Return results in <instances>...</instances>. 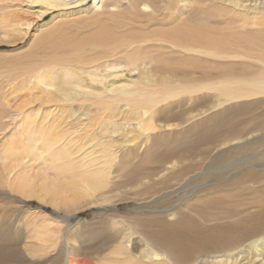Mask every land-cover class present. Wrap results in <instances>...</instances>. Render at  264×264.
I'll return each instance as SVG.
<instances>
[{"label": "bare ground", "instance_id": "bare-ground-1", "mask_svg": "<svg viewBox=\"0 0 264 264\" xmlns=\"http://www.w3.org/2000/svg\"><path fill=\"white\" fill-rule=\"evenodd\" d=\"M89 2L0 0L1 44L54 14L19 49L30 93L0 98V190L137 214L62 248L0 204V264H264V0Z\"/></svg>", "mask_w": 264, "mask_h": 264}, {"label": "rangeland", "instance_id": "rangeland-1", "mask_svg": "<svg viewBox=\"0 0 264 264\" xmlns=\"http://www.w3.org/2000/svg\"><path fill=\"white\" fill-rule=\"evenodd\" d=\"M94 1L95 0H90L89 4L83 6L84 8L83 10H88L89 8H93L92 6L94 4ZM53 16L54 14H50V15H47L42 20H40L36 17V15H34V13H31V12L20 13L19 14V20L21 19L20 22L26 23V22L32 21V24H34L27 38H25V40L21 42L20 41L21 35L14 34L13 36H11V38L13 39L14 37L15 43L13 44L12 43L11 44L9 43L1 44L0 43V88L2 86V88H4V91H5V93H3L4 96L0 98H6L8 102H11L12 106H17L18 104L22 103V101L26 98V95L30 93L29 88H27L28 81L35 74V72L33 71H29L30 72L29 73V72L20 70L22 69L21 66L23 64L28 63L29 60L28 58L24 57L20 53L19 49L26 48L25 46H27L28 42L31 40L32 35L35 33V31L39 29L40 26H42L44 23L50 22ZM15 50H18V51H15ZM14 69L18 71L12 72L11 70H14ZM35 83H37V80L35 81ZM36 85L39 86L38 83ZM35 106H38V105L35 104ZM33 108L35 107L33 106ZM196 110H199V108L195 109L193 112H195ZM2 191L0 192V204H5V205L10 204L11 206L21 209L20 211L23 214H20L18 216V219L21 220L22 225L27 224L25 222L32 223L34 222V220H36L34 218V215H32L35 211L40 212L44 215H47L51 219L59 222L61 226L57 225L55 227H51V229L54 230L55 233H57V236H58L57 238L59 240L58 242L61 245V247L63 245H64L63 247L65 246L67 247V244L68 245L73 244L74 246L76 245L80 247L81 237L76 235L75 232H77V230L81 231L83 227H85L87 223H90L94 218L97 221L98 220L100 221L101 219H105V217L115 212L116 215H119V216L123 215L127 218V220H130L132 219V215H134V213L137 214L135 210L133 209L134 203L129 201V202H124V203L123 202L119 203L117 205V209H114L111 206L107 208H101V209L91 208V209L79 211L78 215L73 217L71 215L73 214L72 212H74V209H72V212L71 211L65 212L64 210L56 209L50 203V201L43 202L36 198H29V197L27 198L26 197L27 194L24 195L23 192L18 190L17 186H15L13 193L8 191L7 189H5L4 192ZM2 193H6V195L5 194L3 195ZM186 197H187L186 194H184L183 192H180L174 198L177 200V199H180V198L183 199ZM35 224H38V223H35ZM65 248L63 250H65ZM81 254H83V251L81 252Z\"/></svg>", "mask_w": 264, "mask_h": 264}]
</instances>
